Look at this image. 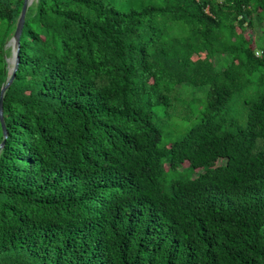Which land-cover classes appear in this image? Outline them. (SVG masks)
I'll return each mask as SVG.
<instances>
[{
    "label": "trees",
    "instance_id": "trees-1",
    "mask_svg": "<svg viewBox=\"0 0 264 264\" xmlns=\"http://www.w3.org/2000/svg\"><path fill=\"white\" fill-rule=\"evenodd\" d=\"M22 5L0 0V90ZM263 41L264 0H33L2 102L0 264H264ZM181 86L203 91L186 119ZM171 121L191 126L163 144Z\"/></svg>",
    "mask_w": 264,
    "mask_h": 264
},
{
    "label": "rangeland",
    "instance_id": "rangeland-1",
    "mask_svg": "<svg viewBox=\"0 0 264 264\" xmlns=\"http://www.w3.org/2000/svg\"><path fill=\"white\" fill-rule=\"evenodd\" d=\"M254 35H255V39H254L255 42H258V40H259L258 38H260L263 35V33L261 30L257 29L255 31ZM261 45H262V47H264V41L261 43ZM254 46L255 45H253V48H254ZM255 50L258 53L260 52L258 48H256ZM187 60H190L194 63L196 83L201 84V81L199 80L197 71L200 68L207 67V66L211 65V59H210V54H209L208 49L201 46V45L189 46V53H188ZM8 61H9V68L11 69V67H12V64H11L12 55L8 59ZM236 66H237V64L235 63L233 67H236ZM201 92L203 93V91L201 89H194V88L188 87V86H181L180 87V94H181L180 100H181V102H178V105L173 108V113L182 119H186L187 116L189 115V104L188 103H190V105H192V107L194 109H199V103H200V100L202 99V93ZM198 93H201L199 98L197 96L191 97V99L187 97V96L197 95ZM187 100H189V101H187ZM233 108L236 109L237 105L233 104ZM159 111H161V108H157V112H159ZM195 122H197L196 119L194 120V123ZM174 123H176V122L171 121L169 123V125L163 127V130H162V135H163L162 142H163V144H168L172 140L178 138L181 134L179 131L183 130L184 128L186 130L187 127L191 126V122L185 123V122L178 121L177 123L180 124L181 127H179L180 129H176L173 127ZM187 165L188 164H185L183 167H187ZM181 170L182 169H180V171ZM199 172L200 171H198V170L196 172H194L192 177H195L197 174H199Z\"/></svg>",
    "mask_w": 264,
    "mask_h": 264
},
{
    "label": "water",
    "instance_id": "water-1",
    "mask_svg": "<svg viewBox=\"0 0 264 264\" xmlns=\"http://www.w3.org/2000/svg\"><path fill=\"white\" fill-rule=\"evenodd\" d=\"M32 1L33 0H23V5H22L21 13H20L17 25H16V29L14 31L13 37L8 43V46L11 47L12 67L9 72L11 75L10 78L7 79L5 85L0 90V125L2 128V132H3V139H2V142L0 143V150L4 146L6 138H7L6 127H5L4 119H3V106H2L3 95L5 91L7 90V88L10 86V84L12 83V81L14 80L15 71L18 67V61H19V58H18L19 40H20V35H21L22 27H23L24 17H25L26 10L28 6L32 3Z\"/></svg>",
    "mask_w": 264,
    "mask_h": 264
}]
</instances>
